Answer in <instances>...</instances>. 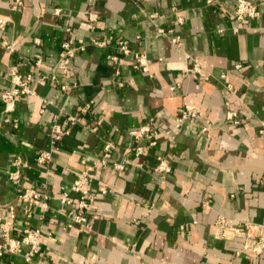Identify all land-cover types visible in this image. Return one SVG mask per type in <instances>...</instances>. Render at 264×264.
<instances>
[{
    "label": "crops",
    "instance_id": "0c3cea01",
    "mask_svg": "<svg viewBox=\"0 0 264 264\" xmlns=\"http://www.w3.org/2000/svg\"><path fill=\"white\" fill-rule=\"evenodd\" d=\"M24 1L17 6L0 0V18L8 21L2 39L14 45L10 52L0 42V122L1 95L12 87L11 70L33 74L35 90L18 100L12 114L20 121L18 128L0 124V211L10 218V206L16 205L13 233L19 236L23 203L9 178L13 156L19 154L29 163L26 184L47 185L50 196L45 218L35 208L29 221L44 232L40 262L31 264H264V253L256 258L239 253L243 239L215 237L221 216L241 224L264 222V0H259L258 17L244 23L233 17L237 0ZM174 6L182 11L183 24ZM92 14L97 20H90ZM159 29L172 31L161 35ZM107 36L113 44L89 45L74 58L68 75L57 67L64 41ZM176 36L180 45L172 41ZM122 39L132 51L148 54L150 72L135 70L131 54L116 74L106 57L109 52L124 56L117 45ZM191 58L202 61L209 80L185 73L193 66ZM43 76L44 83L39 81ZM176 81L182 86L173 91ZM228 83L240 96L227 94ZM184 98L211 120L209 138L201 132L203 119H189L176 131ZM90 99L96 101L94 113L66 136L48 169L40 165L37 155L49 146L54 115L72 113ZM227 99L243 114L239 125L226 119ZM45 102L50 104L42 112ZM145 122L172 130L175 142L162 137L158 147L138 160L145 169H114V162L123 161L121 151L132 144L129 132ZM93 124L99 126L97 132L90 129ZM102 138L117 143L107 168L95 166L89 155L103 153ZM157 155L171 160L172 172L163 185L152 170ZM84 157L91 172L90 209L80 229L75 206L61 203L60 197L71 190ZM106 187L111 191L104 193ZM70 194L76 199V193ZM0 264L28 263L5 254Z\"/></svg>",
    "mask_w": 264,
    "mask_h": 264
},
{
    "label": "built area",
    "instance_id": "2783aa9c",
    "mask_svg": "<svg viewBox=\"0 0 264 264\" xmlns=\"http://www.w3.org/2000/svg\"><path fill=\"white\" fill-rule=\"evenodd\" d=\"M15 5L23 6L25 4L24 0H12ZM259 0H237L234 6L233 17L239 22L244 23L250 20H254L259 15L260 8ZM174 12L177 14V20L179 23H184V18L181 10H178L177 6L173 7ZM56 13H60V9L56 10ZM90 20H97V15H90ZM8 21L4 18H0V42L2 46L8 51H14V45L5 42L2 39V33L7 27ZM238 29V28H236ZM172 30L166 31L165 29H159L158 32L161 35H166ZM36 43H40V38H36ZM175 44L180 45V38L178 36L172 38ZM113 44V37L107 36L106 38H92L90 41H86L82 38L78 39L76 42L66 40L62 43V55L57 62V67L61 69L65 74H69L70 66L74 58L79 56L81 52L85 51L89 45H94L98 47H107ZM119 50L122 55L118 53L109 52L106 59L116 66V74H121L120 64L123 62L124 58L133 54L134 60L132 61V66L135 70H140L143 72H150V61L148 54L141 51H132L127 40H119L117 42ZM193 60L192 68H187L185 73L191 75L194 78L201 80H209V75L204 71V65L202 61L198 58H191ZM36 65L40 68L42 66V57L38 55L36 57ZM242 64H237L236 68H241ZM1 75V73H0ZM222 77H226L225 74ZM10 78L12 82V87L5 90L2 95V120L0 124H10L14 128L20 126V121L18 118L13 117L12 114L16 111L19 98L35 94V90L31 87V82L34 79L33 74H21L16 70L10 71ZM39 81L44 83V76L39 78ZM122 84V83H121ZM182 86L181 81H176L171 85V90L176 91ZM63 88L67 89L66 86ZM227 94L234 96H240L239 91L236 86L232 83H228L226 86ZM185 99L183 108L180 115L176 118L175 126L176 131L179 132L183 124L189 119H203V126L201 132L205 134L208 138L211 136V130L213 129V124L208 117L205 116L204 112L197 108L196 106L187 102ZM50 102H45L42 105L41 111L45 112L46 108ZM96 101L95 99H90L88 102L78 106V108L72 113H64L63 111L54 115V121L51 122L50 128L48 130L49 146L42 149L37 155V162L46 167H50L54 160L55 153L60 149V145L66 138L72 134L74 129L79 125H84L86 119L94 113ZM226 104V119L227 121L236 126L242 122L243 114L240 110L234 108L229 99L225 101ZM260 132L264 134V123L261 124ZM93 132H97L99 126L93 124L90 126ZM132 139V144L125 147L121 151L123 161L114 162L112 167L118 171L125 170L128 166H136L145 169V164L143 161H138L141 158L146 157L150 150L156 148L160 145L162 137L169 140V142L174 143L176 140V135L172 130L164 128L161 129L158 126L145 122L139 128L133 129L129 132ZM104 142L103 153H88L83 147L78 148L79 151L86 152L91 156L92 162L95 166L100 163L102 168H107L111 164L109 160L112 157L114 150H117V143L110 138H102ZM87 155V154H85ZM153 164L154 175L157 176L160 183L163 185L166 182L167 175L172 172L171 160L168 156L157 155ZM84 168L77 174L72 186V192L77 194L76 199H73L70 191H64L60 197V201L63 204L69 206H75L73 212L74 222L83 229L89 219V209L90 203L88 196L90 194L89 179L90 170L88 168L87 158L84 157L81 160ZM12 170L9 172V178L11 182L16 186L17 196L19 202L23 203V216L25 222L21 229V234L19 236L13 233L14 220H16L17 213L15 211V206L12 204L10 206V218H5L0 211V227L2 229L3 240L0 241V260L5 254H11L16 256H21L28 263H37L38 256L41 252V242L43 237V229L39 226H33L30 224V218L33 217L34 209L41 208L42 214L39 215L41 219L45 218V212L49 209V199L50 196L47 192V185L44 187H36L33 185H27L25 182V169L29 166L27 160L23 156L17 154L13 156L12 159ZM111 191L110 188L106 187L103 192L108 193ZM72 223H70L71 225ZM215 237L217 239L228 241H234L238 238L243 239V249L241 252H246L251 256L260 257L264 253V222L247 221L241 224L225 216H221L216 224ZM184 229V227H182Z\"/></svg>",
    "mask_w": 264,
    "mask_h": 264
}]
</instances>
